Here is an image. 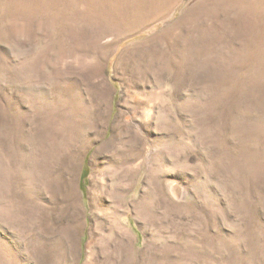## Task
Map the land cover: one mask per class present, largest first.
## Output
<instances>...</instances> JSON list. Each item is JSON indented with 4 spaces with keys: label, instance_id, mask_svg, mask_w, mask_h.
Returning a JSON list of instances; mask_svg holds the SVG:
<instances>
[{
    "label": "rangeland",
    "instance_id": "1",
    "mask_svg": "<svg viewBox=\"0 0 264 264\" xmlns=\"http://www.w3.org/2000/svg\"><path fill=\"white\" fill-rule=\"evenodd\" d=\"M0 264H264V0H0Z\"/></svg>",
    "mask_w": 264,
    "mask_h": 264
}]
</instances>
